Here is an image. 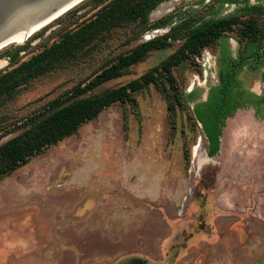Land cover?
Masks as SVG:
<instances>
[{
    "label": "rangeland",
    "instance_id": "374dc122",
    "mask_svg": "<svg viewBox=\"0 0 264 264\" xmlns=\"http://www.w3.org/2000/svg\"><path fill=\"white\" fill-rule=\"evenodd\" d=\"M221 1L168 0L151 13L150 22L205 21L240 8ZM95 12L94 4H86L56 24L57 30L30 43L20 60L50 46L60 28L75 27ZM172 25L148 33L160 30L156 37L162 36ZM131 32L116 33L92 62L35 79L0 114L10 124L24 120L85 83L106 61L147 41L146 32L127 44ZM235 32L228 34L234 50L239 45ZM182 43L153 51L127 75L95 92L139 79ZM207 50L213 56L208 65L192 56L173 68L179 97L174 118L151 84L133 94L136 102L113 104L76 135L0 181V264H264L263 170L237 168L241 147H263L264 126L249 111L229 119L222 145L229 161L219 173L215 164L220 161L207 157L202 126L193 116L195 100L185 101L194 92L202 101L207 86L217 81L219 50L208 47L199 57ZM10 68L9 57L0 56V72ZM246 85L254 89L256 83L249 78ZM253 122L263 128L259 142L235 145L246 131L249 139L259 133Z\"/></svg>",
    "mask_w": 264,
    "mask_h": 264
},
{
    "label": "trees",
    "instance_id": "16d2710c",
    "mask_svg": "<svg viewBox=\"0 0 264 264\" xmlns=\"http://www.w3.org/2000/svg\"><path fill=\"white\" fill-rule=\"evenodd\" d=\"M165 1L168 0H87L86 4H94L95 14L76 23L75 27L60 28L58 39L50 46L25 61L20 60V53L28 45L6 51L11 68L0 72V112L35 79L62 68L96 60L116 33L132 28L131 36L126 40L130 44L150 30L172 25V19L155 24L150 22L151 13ZM221 3L242 7L228 17L205 21L193 19L172 25L164 35L140 43L106 61L85 83L78 84L24 120L10 124L9 117L0 114V181L48 148L76 135L84 124L97 119L113 104L136 102L133 94L151 84L162 93L168 102L170 116L174 118L175 101H179V97L173 68L192 56H200L208 47H216L221 52L220 83L211 87L208 100L197 104L192 112L194 119L202 125L209 155L217 154L226 119L239 108L252 103L253 94L245 89L239 73L243 66H251L252 61L248 58L256 48L255 42L264 41V24H260V20H264V6L260 0H257V4H251V0H222ZM85 5L69 11L56 22L76 16ZM234 32L237 33L245 59L240 66L229 51L228 34ZM178 40H183L179 49L151 72L119 88L95 92L108 82L127 75L133 66L146 61L153 51L165 50ZM194 96V93L186 95V103ZM16 132V135L6 139Z\"/></svg>",
    "mask_w": 264,
    "mask_h": 264
},
{
    "label": "flooded vegetation",
    "instance_id": "af4514ba",
    "mask_svg": "<svg viewBox=\"0 0 264 264\" xmlns=\"http://www.w3.org/2000/svg\"><path fill=\"white\" fill-rule=\"evenodd\" d=\"M260 2H261V0H260ZM251 4H257V0H251ZM232 5H236L240 8L242 7V5H237V4H232ZM260 24L261 25L264 24V21H262V19L260 20ZM229 45H230V43H229ZM255 46H256V48L254 49L253 54L248 58L249 61H252L251 66H249V65L243 66L242 70L239 73V78H240V80H242L244 82L245 89H247L250 93L253 94L252 103L247 107L239 108L234 113V115H236L239 111H249V112H251V114H252L251 116L255 120V122L264 126V41H263V43H260V41H256ZM229 48H230L229 51H230L231 56L236 60L235 62L239 66L245 62V59L243 58V50L241 48L240 43H239L238 48L236 50H234L231 47V45ZM217 61H218V71H217V79H216L217 81L213 84H210V85L207 84L208 86L206 88V96H205V98H203L202 101H200L199 99L196 100V93L194 92L195 96H194L193 100H195L194 101L195 106L197 104L206 102L208 100L211 87L220 83L219 71H220V68H221L222 63H223L220 51H219V54L217 57ZM249 78H252L254 80V82L256 83L254 89H250L246 85V81H248ZM234 115L229 116L225 121V125H224L223 130H222V135L220 137V148H219L218 153L215 154L214 156H210L209 150L207 148V150H208L207 151V157L209 159H214L215 161L216 160L220 161V163L217 162L215 164V167L218 168L219 173H221L223 171V168L228 165L227 163L229 160L227 161V159H228L229 154L227 153V150L225 151V153L223 152L222 145H223V143L225 145V131L228 128V121H229V119L233 118ZM241 125H244V124H241ZM255 125L259 128L258 129L259 133L257 134V131H256L253 134L254 135L253 139L248 138V132L246 131V133H247L246 136L245 135L241 136V138H238V140H234L235 142H233V143L235 145L240 144L242 146V144L253 145L255 143V141L259 142V139L262 136L261 135V129H263V128H261L258 124H255ZM246 130H247V126H246ZM246 133H244V134H246ZM238 160H239V164L237 167L238 170H242V171L244 170L245 171V170H247V168L252 167L255 172H256V169L263 170L262 173L264 174V145L260 149L259 148L257 150H254V149L250 150L249 149V151H247L246 147H241V152H239V159ZM244 164H246V165H244ZM211 165H213V164H211ZM248 166H250V167H248Z\"/></svg>",
    "mask_w": 264,
    "mask_h": 264
},
{
    "label": "water",
    "instance_id": "95a60500",
    "mask_svg": "<svg viewBox=\"0 0 264 264\" xmlns=\"http://www.w3.org/2000/svg\"><path fill=\"white\" fill-rule=\"evenodd\" d=\"M87 0H0V56L29 45L45 32L57 30L56 22ZM83 3V4H82ZM264 5V0H261ZM44 33L39 32L46 29Z\"/></svg>",
    "mask_w": 264,
    "mask_h": 264
},
{
    "label": "built area",
    "instance_id": "2783aa9c",
    "mask_svg": "<svg viewBox=\"0 0 264 264\" xmlns=\"http://www.w3.org/2000/svg\"><path fill=\"white\" fill-rule=\"evenodd\" d=\"M159 31H160V30H154L153 33H148V32H147V34L145 35V39H146L147 41L154 39V38L157 36V34L159 33ZM212 58H213V56H212L211 53L207 50V54L205 53L204 55H202V57H199V56H198V57L196 58V61H197L198 63L202 64L203 66H206V62H207V65H208L210 59H212ZM207 75H208V70H207Z\"/></svg>",
    "mask_w": 264,
    "mask_h": 264
}]
</instances>
